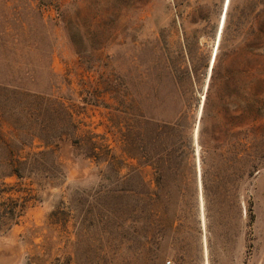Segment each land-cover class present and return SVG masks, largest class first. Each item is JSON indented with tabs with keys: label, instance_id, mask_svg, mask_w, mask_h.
I'll list each match as a JSON object with an SVG mask.
<instances>
[{
	"label": "rangeland",
	"instance_id": "374dc122",
	"mask_svg": "<svg viewBox=\"0 0 264 264\" xmlns=\"http://www.w3.org/2000/svg\"><path fill=\"white\" fill-rule=\"evenodd\" d=\"M226 2L0 0V131L17 89L56 101L46 122L69 133L57 179L5 180L36 200L0 233V264H264V0H229L218 36ZM146 162L161 186L134 233L127 189L148 192ZM174 162H193L182 197Z\"/></svg>",
	"mask_w": 264,
	"mask_h": 264
},
{
	"label": "trees",
	"instance_id": "16d2710c",
	"mask_svg": "<svg viewBox=\"0 0 264 264\" xmlns=\"http://www.w3.org/2000/svg\"><path fill=\"white\" fill-rule=\"evenodd\" d=\"M4 96L7 100V112H9L8 125L12 129V132H10V139H7L4 133L0 131V144L3 145L6 151V160L8 161L3 164L4 170L0 167V233H5L11 227L17 225L28 209V202L36 200L35 196L23 190L14 189V185L9 186L5 180L15 178L17 183H20L23 179L30 178L33 175L40 176V180L44 181L57 179L58 175H62V173L58 171L60 165L56 161V151L58 150L60 142L66 140L69 136L66 130L63 132L61 126H56L59 128L54 127V122L51 117L46 122L45 114L47 107L50 104L56 103V101L49 97L17 89L5 90ZM259 100L262 101V99ZM57 108L59 116H56V121H63V123L65 122L66 125L73 128V115L66 110L67 108L63 103H59ZM1 111V115L6 117L5 107ZM61 113L65 116L63 117ZM35 141L39 143V147H42L43 150H31L26 156H23L25 148L32 149L35 147ZM241 147L238 161L254 162L255 155L245 149L246 144L243 143ZM44 156H49L53 162H40ZM146 163L154 169V178L149 182L148 192L143 194L135 188L127 189V194L132 198V205L129 206L126 221L129 229L133 230L134 233H136V225L139 223L138 203L141 196L146 195L148 198V210L151 219L154 215L151 207H153L155 200L158 199L157 192L151 189V186L153 185L157 189L161 186L162 175L156 171V163ZM203 164L204 162L202 160ZM175 166L181 168L187 167L189 171L187 175L175 172L178 181L174 182L173 185L178 197H182L184 189L186 188L188 190L189 185L193 183V175L191 172L193 170V162H174ZM58 214V211H53L52 217L57 218ZM57 221L54 219V223H57Z\"/></svg>",
	"mask_w": 264,
	"mask_h": 264
},
{
	"label": "bare ground",
	"instance_id": "6f19581e",
	"mask_svg": "<svg viewBox=\"0 0 264 264\" xmlns=\"http://www.w3.org/2000/svg\"><path fill=\"white\" fill-rule=\"evenodd\" d=\"M228 1L226 2V5H225V9H224V14L222 15V21L220 23V28H219V32H218V36L220 35V32H221V29L223 27V22H224V17H225V13H226V10H227V6H228ZM213 62V61H212Z\"/></svg>",
	"mask_w": 264,
	"mask_h": 264
},
{
	"label": "built area",
	"instance_id": "2783aa9c",
	"mask_svg": "<svg viewBox=\"0 0 264 264\" xmlns=\"http://www.w3.org/2000/svg\"><path fill=\"white\" fill-rule=\"evenodd\" d=\"M170 263V262H167V264Z\"/></svg>",
	"mask_w": 264,
	"mask_h": 264
}]
</instances>
